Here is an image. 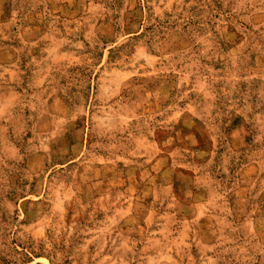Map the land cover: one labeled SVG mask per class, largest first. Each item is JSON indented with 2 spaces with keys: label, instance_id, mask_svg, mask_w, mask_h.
Returning <instances> with one entry per match:
<instances>
[{
  "label": "rangeland",
  "instance_id": "1",
  "mask_svg": "<svg viewBox=\"0 0 264 264\" xmlns=\"http://www.w3.org/2000/svg\"><path fill=\"white\" fill-rule=\"evenodd\" d=\"M0 264H264V0H0Z\"/></svg>",
  "mask_w": 264,
  "mask_h": 264
}]
</instances>
